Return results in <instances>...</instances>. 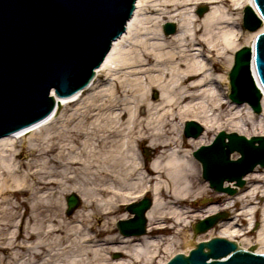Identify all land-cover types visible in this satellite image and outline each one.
<instances>
[{
  "label": "bare ground",
  "instance_id": "1",
  "mask_svg": "<svg viewBox=\"0 0 264 264\" xmlns=\"http://www.w3.org/2000/svg\"><path fill=\"white\" fill-rule=\"evenodd\" d=\"M200 3L210 6L206 13L197 16L193 9ZM251 4L252 0H136L125 31L112 42L89 84L70 96H55V107L47 117L0 138V194L9 176L17 181L27 180L26 191L34 201L33 208H45L39 213L31 211L27 246L11 240L0 250L7 256L18 255L17 249L26 250L27 257L18 259L19 264H149L160 246L170 249L175 245V236L160 243L159 236L149 235L165 228L163 223H170V228L182 235L181 243L186 247L192 241L183 235L189 227L193 237L207 232L197 242L214 237L210 233L212 227L203 234L194 232L193 219L225 210L228 217L217 222L220 229L216 237H243L241 243L251 242L246 234L251 232L248 228L258 212L257 223L261 224L255 240L256 252H264V203L258 205L256 201L264 198V166L245 176L251 182L247 190L234 195L217 192L218 198L202 211L191 209L189 204L202 186L192 150L206 140L210 130H229L246 137L264 132L262 88L261 112L257 115L247 103L224 99L220 92L221 85L227 86L226 74L234 52L245 46L241 44L252 47L255 36L264 31V19L253 31L239 27L242 9ZM164 22L175 23L177 30L165 34L161 30ZM151 92L155 97L151 98ZM69 105L70 113L58 115L61 107ZM188 117L205 130L197 138L186 139L181 133ZM55 121L62 124L60 130L53 132L49 128ZM27 134L29 139H43L45 144L29 143L33 146L31 153L37 154L21 163L16 160L21 154L17 153V141L25 143ZM145 141L147 147L143 151L154 154L148 163L139 156L138 145ZM32 168L36 169L30 172ZM226 184L235 188L232 180ZM61 190L78 192L83 199L88 195L90 198L84 202L93 205L97 194L110 201L119 197L124 201V195L137 197L150 190L153 202L145 212L148 226L140 235H123L118 230L120 241H115L110 236L111 222H103L97 232L87 224L90 216L96 217L107 207L94 208L91 214H76V220H72L78 221L75 224L57 219L58 209L54 208H59L56 194ZM48 208L53 209L46 214ZM46 220L55 223L44 226ZM19 236L22 234L17 233ZM190 247L176 253L187 254ZM111 251L120 252L116 253L118 259L108 258ZM4 258L0 264H7ZM18 260L11 264H18Z\"/></svg>",
  "mask_w": 264,
  "mask_h": 264
},
{
  "label": "water",
  "instance_id": "2",
  "mask_svg": "<svg viewBox=\"0 0 264 264\" xmlns=\"http://www.w3.org/2000/svg\"><path fill=\"white\" fill-rule=\"evenodd\" d=\"M135 0H0V137L8 135L47 115L56 96L66 97L85 87L94 69L108 52L111 42L125 30ZM243 10V26L257 29L264 19V0H252ZM204 8L198 10L203 13ZM165 34L175 24L163 25ZM256 78V80H255ZM231 101L247 102L260 112L264 90V31L253 47L244 46L234 54L228 72ZM259 84H258V83ZM203 128L195 121L185 123L184 135L197 137ZM239 157L231 160L230 154ZM200 162L202 177L215 191L227 194L236 189L223 186L234 181L241 187L243 176L257 164L264 165V136L246 137L220 131L209 145L193 152ZM66 213L78 206L71 193L65 198ZM151 200L142 198L126 205L131 217L118 220L123 235H140L146 224L145 212ZM221 214L207 216L194 224V232L212 227ZM188 254L176 253L165 264H264V252L254 253L237 242L213 237L193 242Z\"/></svg>",
  "mask_w": 264,
  "mask_h": 264
},
{
  "label": "rangeland",
  "instance_id": "3",
  "mask_svg": "<svg viewBox=\"0 0 264 264\" xmlns=\"http://www.w3.org/2000/svg\"><path fill=\"white\" fill-rule=\"evenodd\" d=\"M209 6H210L209 3H200L194 9L193 8H191V9H193V12L197 16H200L198 14V10L200 8H204L203 13H206V11H208V9H209ZM202 14H201V16H202ZM242 16H243V9H242V11H241V13L239 15L238 24H239L240 28H242L245 31H248V30L244 29L243 26H242ZM164 23H166V22H164ZM163 24H161V30H162V25ZM149 27L151 28V30L154 28L151 24H150ZM176 30H177V26L175 24V31ZM244 45H246V44H241V46H244ZM231 65H232V63H231ZM231 65H230V67H231ZM230 67H229V69H230ZM220 73H222V71ZM227 73H228V71H227ZM226 76H227V74H226ZM227 78H228V76H227ZM220 87H221L220 92L222 94L221 96H223L224 99H226L227 95H228V91H229L228 79H227V86L221 85ZM153 94H155V93L154 92L150 93L151 98L155 97ZM71 107H72V105L67 106V108L61 107L59 109V111H58V115L70 113V111L72 110ZM242 114H243V116L246 115V108L242 109ZM254 114L257 115V113H254ZM255 117L257 118L258 116H255ZM190 119H193V117H188V119L186 118V119H184V121L185 120H190ZM61 124H62L61 121H55L53 123V125L50 126L49 130L53 131V132H56V131L60 130ZM182 126H184V122L182 123ZM252 129L253 128L251 126H249V131H251ZM218 131H219V129H216V128H213L212 130H210L208 132V134L206 135V137H207L206 140L203 141L202 143H198L195 147H193V150L197 149L200 145L202 146V144L203 145H207V144L211 143V141L213 140L215 134H217ZM182 132H183V127H182L181 133ZM225 132H231V131L228 130V131H225ZM43 134H44V132L41 135L43 136ZM182 135H183V133H182ZM260 135H264V132L261 133ZM28 136H29L28 134H27V136H25V143H23V144H22V141H17V147H16L17 148V153L21 152V154L19 155V157L16 160L18 162H21V163L22 162H26L31 157H34L33 155L37 154V151H35L34 154L31 153L33 146H30L29 143H31V142L32 143H36L39 146H40V144H45V141L43 139L39 141V138L36 139V137H33V138L29 139L30 137H28ZM38 136L40 137V135H38ZM183 137H184V135H183ZM184 145H185L186 149H190V145H188V144H184ZM138 147H139V150L141 151V153H139V150H138L140 159L142 160V162L148 163L154 157V154L153 153L147 154V153H145L143 151V148L147 147V141H145L143 143L140 142ZM237 157H238L237 152L231 153V158H237ZM197 167H198V170H199L198 178L201 181V185H202L201 188L199 189L201 192L198 195H196V197H192L190 199V203L189 204L191 205V207H190L191 209H193L195 211H202V210H204L205 208H207L209 206L208 204L212 200L215 201L218 198V194H217V192H214L211 188L209 189L207 181H205L202 178V176H201V167H200V164H199L198 161H197ZM257 167H260V166H256L255 168H257ZM23 169L24 168H21L20 172H22ZM35 169L36 168H32L30 172H32ZM247 174L248 173H246L244 175V179H245V176ZM26 181L27 180L17 181L15 179H11V176H9V179H7V183H6V188L4 186L3 189H2V187H1L3 193L0 194V247L6 245L7 242H9L11 240L15 241V243H18L20 245L27 246V242H25L26 238H27L26 228H27V223H28V220H29V216L32 213L31 211L34 210L35 212L39 213V212H41L42 209H45V208H33L32 203L34 201L30 200L32 198L30 197V195L27 194ZM28 183H30V180H29ZM250 184H251V182H247L245 180L244 185L242 187H239L237 189L236 193H238L241 190H247L250 187ZM148 185H150V184H148ZM225 185H226V182H225ZM77 186H79V182H77ZM70 193H71V191L70 192L69 191L65 192V191L61 190L59 193L56 194V196H58V200L57 199L56 200H57V205H58L59 208H54V209H58L57 212H58L59 216L57 217V219H64V221H66L67 223L75 224V223H78V221L72 222V220H76V218H75L76 214H79V213L81 214L82 212L91 214L94 211V208H106L107 207L106 210H100V213H97L96 217L94 215L90 216L88 218L87 224L88 225L89 224L93 225V228H92L93 232L94 231L97 232V231H99L101 229L100 225L103 222H109V223L111 222L110 223V227H111L110 236H111V239H114V240L116 239L117 241L118 240L120 241V239L117 236L118 235V230H117V227L115 225V222L117 220H119V219H126V218H128L130 216V214L125 210V205L128 202L138 201L140 198H142L144 196L145 197H150L153 200V195H152L150 190L146 191L145 193H141V195H139L137 197H132L131 196V198H130L129 197L130 195H124L125 197L124 196L123 197L126 198V200H124V201H122L120 199V197L118 199L115 198L114 200L110 201L109 197H107V196L101 197L100 195L97 194V195L94 196V198L98 199L97 200L98 202L95 201V199H94L95 205H93L92 203L87 204V203L84 202V199H89L90 198L88 195L85 196V198L83 199V195H81L78 192H75V194H77V196L80 199L79 200V204L71 212V214H67L65 212L66 209H67V206L65 205V202H66L65 198ZM223 196H221V197L223 198ZM29 197H30V199H29ZM204 199H205V201H204ZM256 201L259 202L258 205L259 204H263L264 203V198H262V199L257 198ZM105 202H107L106 205H104ZM238 207L239 206H237V208ZM48 209L49 210H45L46 214H49L50 209H53V208H48ZM224 211L225 210H222V211H219V212H224ZM104 212H108L107 217H105V218L100 217V216L103 215ZM8 214H10V215H8ZM39 217H41V216L39 215ZM227 217H228V215L226 214V211H225V216L222 219L223 220L227 219ZM200 218L193 219L191 224L193 222L197 221ZM259 220H260V216H259V213L257 212L255 217H254V223H252V225L248 228V229H250L251 232L246 234V238L250 239L251 242L245 241L244 243L243 242L241 243L243 237H236L235 239H233V241L237 242L239 244V246L242 247V248H245V249H248V248L251 249L252 248L254 251H256L258 245H257L255 240L257 239V231H258V228L260 227V224H261V223H257ZM54 223H55V220L54 221L53 220H51V221L46 220V221H44L43 225L47 226V225H52ZM162 225L163 226L165 225L166 227L165 228H160L159 231L155 230L153 233H150L149 235L150 236L151 235L152 236L153 235L159 236V238H161L160 243H162L165 238H170V237H174L175 236L174 237L175 245L174 246L172 245V247H170V249H163V246L162 247L160 246L157 254L152 257V259L149 261V264H163L173 253H176L177 251H184V250H186V247L189 246V245H187L186 247L183 246V243H181V241L183 239L182 235L178 234L176 229H171L170 228V225H171L170 223L168 224L167 222H165ZM242 225H243V227L245 226L244 224H242ZM147 226H148V222L146 224V227ZM215 226H213L211 228L212 231L210 232L211 235H213V236L218 235V230L220 229L219 227H217V225H215ZM80 227L82 229H84V227L82 225ZM17 233H21L22 236L16 237ZM183 235L187 236L188 240H192L193 242H196L198 240V238L202 239L204 236H206L207 232H206V234H204V236H200L199 237L200 234H198L195 237H193L192 231H191V229L189 227V229H187V232L185 234H183ZM114 240H112V241L114 242ZM166 241H169V240L167 239ZM13 251H15V250H13ZM17 253H18V255H16V254L11 255L10 254L9 256H7L6 253H4V252H2L0 250V259H2L3 257H6V259L4 258L3 260L6 261L7 264H11V262L15 261V259L18 260L20 258H26L27 257V251L24 250V249L23 250L17 249ZM116 253L119 254L120 252L111 251L110 253H108V258L111 261H114V260L118 259V258H116V256L118 255ZM8 258H9V260H7ZM20 261L21 260H18L17 263L19 264Z\"/></svg>",
  "mask_w": 264,
  "mask_h": 264
}]
</instances>
